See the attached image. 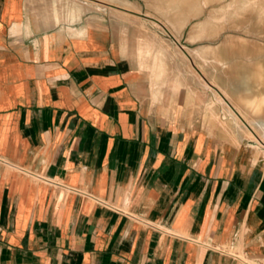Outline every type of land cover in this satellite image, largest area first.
<instances>
[{
  "label": "crops",
  "instance_id": "1",
  "mask_svg": "<svg viewBox=\"0 0 264 264\" xmlns=\"http://www.w3.org/2000/svg\"><path fill=\"white\" fill-rule=\"evenodd\" d=\"M109 6L0 0V264H264V150Z\"/></svg>",
  "mask_w": 264,
  "mask_h": 264
},
{
  "label": "rangeland",
  "instance_id": "2",
  "mask_svg": "<svg viewBox=\"0 0 264 264\" xmlns=\"http://www.w3.org/2000/svg\"><path fill=\"white\" fill-rule=\"evenodd\" d=\"M101 1L103 18L115 13L109 4L117 5L119 16H133L135 32L148 31L168 52L174 49L182 70L193 73L197 105L209 82L215 110L220 104L240 114L250 139L264 150V0Z\"/></svg>",
  "mask_w": 264,
  "mask_h": 264
}]
</instances>
